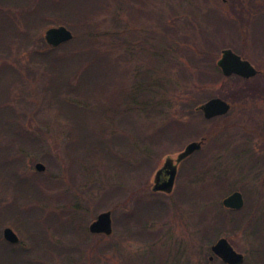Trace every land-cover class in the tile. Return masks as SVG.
I'll use <instances>...</instances> for the list:
<instances>
[{
  "label": "rangeland",
  "instance_id": "rangeland-1",
  "mask_svg": "<svg viewBox=\"0 0 264 264\" xmlns=\"http://www.w3.org/2000/svg\"><path fill=\"white\" fill-rule=\"evenodd\" d=\"M109 2L108 11L98 17L102 28L108 32L121 31L131 43L138 44L139 37L146 36V45L151 47L143 55L134 54L128 66L157 69L156 77L163 83L161 97L168 104L165 113L188 123V133L195 138L189 141L186 138L182 148L163 155L159 163L151 162L148 169L136 174L120 168L100 167L91 171V167L85 169L68 156L65 132L54 125H45V120L32 114L35 105L31 97L35 95L40 100L41 96L39 90L32 93L27 84L14 99L24 100L27 108L24 124L36 133L38 146L35 152L24 155L20 176H35L43 185L45 196L33 202V208L30 204L25 206L32 208V214L10 208L24 219L22 230L19 226L18 229L29 251L19 253L1 245L0 264H220L215 257L212 262L209 260L213 256L211 246L220 238H226L247 263L254 264L258 255L252 238L242 231H233L230 223L222 233L213 232L208 224L216 204L222 205L223 199L235 191L242 193L244 205L249 200L248 210L255 212L254 215L257 204L261 213L264 210V0ZM0 5L6 8L1 0ZM8 7L13 11V5ZM229 9L237 29L233 33L217 12L225 13ZM48 17L50 24L57 26L60 22L59 17ZM116 25H120V30ZM206 40L214 41L208 45L209 49ZM197 46L209 55L210 61L197 60V54L185 56L182 52H193ZM224 49L241 55L260 75L250 82L220 77L213 66H217ZM27 64L24 55L16 63L23 71ZM195 64L197 68L192 70ZM245 91L248 98L241 97ZM211 98L229 102L230 112L204 120L199 107ZM212 128L219 132L213 134L214 138L206 139L182 176H177L172 193L153 195L154 175L164 160L175 159L188 143L209 136ZM6 144L0 142V147ZM37 163L45 165L44 172L36 171ZM12 199V193L0 188V208ZM143 199H159L164 206L154 218L143 220L140 215L139 220L130 218L127 224L123 222ZM105 211L112 212V235H91L89 225ZM73 219L76 224L71 232L64 224ZM5 222L6 225L15 220L8 218ZM0 225L1 229L5 226ZM83 229H87V234ZM34 244L47 251L34 250Z\"/></svg>",
  "mask_w": 264,
  "mask_h": 264
},
{
  "label": "trees",
  "instance_id": "trees-1",
  "mask_svg": "<svg viewBox=\"0 0 264 264\" xmlns=\"http://www.w3.org/2000/svg\"><path fill=\"white\" fill-rule=\"evenodd\" d=\"M1 1L6 8L0 5V142L7 144L0 147V188L12 193L13 198L10 204L0 208L2 226L8 218L20 225L24 219L16 212L32 214L33 202L45 196L44 187L35 176H20L24 155L35 152L38 146L36 133L31 126L24 124L23 115L27 109L24 100L14 99V95L27 84L32 93L39 90L41 96L37 100L32 95L31 102L35 105L32 114L45 120V125H54L65 132L68 156L85 169L91 167V171L105 167L136 174L143 168L148 169L154 161L159 163L163 155L182 148L186 138L188 141L195 138L188 133V123L165 113L168 104L166 98L161 97L163 83L156 77L157 69L128 66L134 54L143 55L146 48L151 47L146 45V36L141 35L138 44L131 43L124 39L121 31L113 29L108 32L102 28L103 23L98 17L108 11L109 0ZM8 4L13 5V11ZM217 12L222 16L221 22H226L233 33L236 26L231 9L225 13ZM49 15L59 17L57 26L63 24L74 32L70 41L58 47L47 45L43 34L46 29L56 26L48 22ZM215 15L213 17L219 19ZM244 31L247 34V30ZM204 43L209 49L208 45H213L214 41ZM182 52L185 56L197 54V60L210 61L209 55L198 46L193 52ZM23 55L27 56L28 63L23 67L24 71L16 65ZM194 68H197L196 64L191 69ZM213 70L225 79L252 80L224 77L215 65ZM241 97L248 98L249 93L245 91ZM218 132L217 128H212L209 136L201 140L205 143ZM203 145L182 162L178 178ZM16 153L18 155H13ZM27 204L32 208H26ZM163 206L159 199H143L137 203L131 217L126 215L123 222L127 224L130 218L139 220L140 215L143 220L154 218ZM222 206L219 202L216 204L209 218V229L222 233L230 223L233 231L246 233L255 243L258 258L254 264H264V210L261 213L257 204V214L254 215L255 212L248 210L251 206L249 200L240 210ZM74 221L64 224L71 232L76 224ZM63 223L57 224L64 226ZM83 232L87 234V229ZM220 264L224 263L220 261ZM242 264L249 263L244 260Z\"/></svg>",
  "mask_w": 264,
  "mask_h": 264
},
{
  "label": "water",
  "instance_id": "water-1",
  "mask_svg": "<svg viewBox=\"0 0 264 264\" xmlns=\"http://www.w3.org/2000/svg\"><path fill=\"white\" fill-rule=\"evenodd\" d=\"M73 38L72 32L64 25L50 27L44 32V39L47 45L58 47ZM218 68L225 77L232 75L249 79L257 75V69L247 60L235 53L232 49H224L217 62ZM230 104L221 98H211L199 107L205 119H211L226 115L230 111ZM202 141L188 143L185 148L177 154L174 160L171 157L165 159L162 167L154 175L152 191L169 194L173 191L177 176V165L200 150ZM35 169L38 172L45 171V165L37 163ZM222 205L226 209L240 210L244 206V198L241 192L235 191L223 199ZM91 234H103L110 236L113 233L112 212L105 211L97 215L96 219L89 225ZM5 240L10 243H17L18 236L11 228H5L3 232ZM213 256L219 258L224 264H242L244 255L237 252L226 238L218 239L212 246ZM210 257V260L213 259Z\"/></svg>",
  "mask_w": 264,
  "mask_h": 264
},
{
  "label": "flooded vegetation",
  "instance_id": "flooded-vegetation-1",
  "mask_svg": "<svg viewBox=\"0 0 264 264\" xmlns=\"http://www.w3.org/2000/svg\"><path fill=\"white\" fill-rule=\"evenodd\" d=\"M180 153V152H179ZM185 160V159H184ZM183 160V161H184ZM183 161H181L178 165H177V176H178V172H179V170H180V166H181V164H182V162ZM177 176H176V178H177ZM175 182H176V179H175ZM157 194H161V195H167V194H165V193H162V192H157ZM18 224V223H17ZM17 224H15V223H11L10 225H5L2 229H1V225H0V230L2 231V238H0V246L2 245L3 246V248L5 249V248H13V249H17V252H19V253H25V252H27V251H29L28 249V246H27V244L25 243V242H23L24 240H23V238L21 237L22 236V233L21 234H19V231L20 230H22L21 229V224L19 225H17ZM18 226H19V228H20V230L18 229ZM11 228L14 232H15V234L18 236V238H19V241L17 242V243H10V242H8L7 240H5V238H4V236H3V232H4V229L5 228ZM35 239H37V237L35 236L34 237V241H35ZM32 241V240H31ZM34 241H33V243H34ZM30 247V246H29ZM33 248H34V250H39L40 252H46L47 251V249H45V248H43L42 246H39L38 245V247H36V245L34 244V246H33ZM23 255V254H22ZM24 256V255H23ZM20 262H16V263H14V264H19ZM20 264H25L24 262H21Z\"/></svg>",
  "mask_w": 264,
  "mask_h": 264
}]
</instances>
